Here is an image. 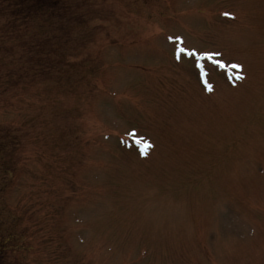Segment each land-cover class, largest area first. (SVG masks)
I'll use <instances>...</instances> for the list:
<instances>
[{
  "label": "rangeland",
  "instance_id": "374dc122",
  "mask_svg": "<svg viewBox=\"0 0 264 264\" xmlns=\"http://www.w3.org/2000/svg\"><path fill=\"white\" fill-rule=\"evenodd\" d=\"M0 264H264V0H0Z\"/></svg>",
  "mask_w": 264,
  "mask_h": 264
},
{
  "label": "snow or ice",
  "instance_id": "6c2138e0",
  "mask_svg": "<svg viewBox=\"0 0 264 264\" xmlns=\"http://www.w3.org/2000/svg\"><path fill=\"white\" fill-rule=\"evenodd\" d=\"M182 55L197 56L198 54L194 51H189V50H186L184 48H177L176 58L179 60ZM197 67H199V64H197ZM220 67L223 68L224 65L220 64ZM233 67H237V66L233 65Z\"/></svg>",
  "mask_w": 264,
  "mask_h": 264
}]
</instances>
